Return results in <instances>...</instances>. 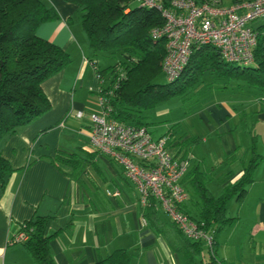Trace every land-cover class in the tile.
<instances>
[{
	"label": "crops",
	"instance_id": "0c3cea01",
	"mask_svg": "<svg viewBox=\"0 0 264 264\" xmlns=\"http://www.w3.org/2000/svg\"><path fill=\"white\" fill-rule=\"evenodd\" d=\"M46 1L60 17L41 23L37 32L73 49V56L42 83L49 109L18 125L2 143L0 153L14 169L0 191V261L36 264L22 242L8 240L25 219L50 214L54 216L45 230L52 234L49 247L57 264H89L119 247L129 251V264H184L165 237L146 218L143 221L138 189L122 166L92 146L89 111H101L97 110L100 80L91 61L95 56L86 35L70 25L77 4ZM73 36L81 50L72 45ZM208 71L223 82L206 84L200 78L197 102L185 112L195 121L190 127L178 124L181 115L157 136L148 122L145 125L155 138L169 135L167 145L174 155L188 156L190 166L208 169L207 186L215 194L241 175L253 152L258 154L246 192L226 204L225 213L233 221L218 231L217 257L218 264H264V90L244 80L231 83L229 77L234 75L220 70ZM77 109H82V116L75 115ZM57 150L78 153L83 167L75 176L51 160ZM203 245L190 264H209L208 246Z\"/></svg>",
	"mask_w": 264,
	"mask_h": 264
},
{
	"label": "trees",
	"instance_id": "16d2710c",
	"mask_svg": "<svg viewBox=\"0 0 264 264\" xmlns=\"http://www.w3.org/2000/svg\"><path fill=\"white\" fill-rule=\"evenodd\" d=\"M66 1L77 4L82 27L95 57L102 54L113 59L104 67L97 58L91 59L95 72L99 74L97 92L103 96V107L112 118L146 124L144 109L152 107L160 98L183 92L208 70L238 76L264 90V23L253 26L257 40L252 63L228 62L214 45L194 44L180 74L158 82L155 77L162 71L167 38L163 34H152L154 27L164 23L157 7L142 5L139 0ZM170 1L162 0L164 6ZM219 1L233 3L240 0ZM58 17L57 9L46 0H0V138L18 125L31 122L50 107L42 83L70 62L71 57L66 49L40 36L37 28ZM106 77L107 82L103 85L102 79ZM77 154L57 150L51 160L64 172L75 176L83 167ZM257 156L253 152L244 163L241 175L234 182L226 183L217 194L207 186L208 169L191 165L181 179L189 201H185L181 209L190 217L204 221L213 236L211 246L207 247L209 264L220 261L217 257L218 231L233 221V217L225 213L226 204L230 198H239L246 192L247 185L253 180ZM13 169L10 161L0 153V191ZM159 209V201L150 196L142 206V214L178 252L184 264L193 263L194 252L204 250L203 241L183 235L169 217L165 219L159 214ZM52 216L35 214L20 225L19 231L28 234V238L21 242L36 264H57L49 247L52 234L45 230ZM129 261V251L119 247L89 264H129Z\"/></svg>",
	"mask_w": 264,
	"mask_h": 264
},
{
	"label": "built area",
	"instance_id": "2783aa9c",
	"mask_svg": "<svg viewBox=\"0 0 264 264\" xmlns=\"http://www.w3.org/2000/svg\"><path fill=\"white\" fill-rule=\"evenodd\" d=\"M139 2L157 7L164 17V23L154 27L152 34H163L167 38L161 62V70L167 79L180 74L194 44L214 45L228 62L249 64L254 61L257 33L251 22L264 15V0L233 3L171 0L166 6L162 0ZM96 76L99 77V74L96 73ZM98 100L101 111L89 113L92 146L110 155L122 166L125 175L135 183L142 206L153 196L183 235L202 240L210 247L213 236L204 221L190 217L181 209L188 198L181 179L190 167V157L176 156L171 152L167 145L168 134L155 138L145 124L127 123L110 117L103 107L104 98L99 93ZM75 115L82 116L83 111L77 110ZM27 238L28 234L20 230L8 242H21ZM0 264L3 263L0 261Z\"/></svg>",
	"mask_w": 264,
	"mask_h": 264
},
{
	"label": "rangeland",
	"instance_id": "374dc122",
	"mask_svg": "<svg viewBox=\"0 0 264 264\" xmlns=\"http://www.w3.org/2000/svg\"><path fill=\"white\" fill-rule=\"evenodd\" d=\"M70 16L71 17L69 18V22H70V25L72 26V28L73 29H75L76 27L80 28L82 33H84V35H86V32L84 31L82 24H81V18L79 15V11L77 10L75 12H72ZM59 17H60V15H59ZM260 23H264V15L254 19L251 22V24L253 26H257ZM86 37H87V35H86ZM87 40H88V38H87ZM72 43H73L72 45H74L75 47H77L78 49L81 50L82 45L78 42L77 36L72 37ZM88 43H89V41H88ZM89 46H90V44H89ZM66 50L69 52L70 57L72 59L73 49L70 48V49H66ZM92 56L93 57L95 56V55H93V52H92ZM88 58H90V57H88ZM95 58H97L98 63L100 64L101 67H104L105 65H107L108 63H111L113 61L112 58L106 57L102 54L96 55ZM215 74H216V72L207 71L206 73H204L201 76V78L203 79L204 82H206V84L211 83V82L212 83L213 82H216V83L223 82V81H216ZM229 78H231L230 79L231 83H237L239 80L240 81L243 80L242 78L240 79V77H238V76H231ZM155 80H157L158 82H163V81L167 80V76L163 71H160L159 74H157V76L155 77ZM105 82H107V77L102 79L103 85ZM199 83H201V81L187 87L183 92H181L179 94L177 93V94L171 95V96L166 97V98H160V99L156 100V102L154 103V105L152 107H150L148 109H144L143 113L145 115H147V117H145V120H147L151 130L154 128L153 129L154 136H157V134L159 132H163V131L167 130L169 125L166 126V123L167 124L170 123V125H173V123L177 120L178 115H181V117L179 119L180 122L178 121V124L180 123V126H182V127L183 126L190 127V123L195 122V121H192V117H193L192 114H188L185 112L188 109V107L191 108L195 104V102H197V93H196L195 89ZM251 87L255 88V86H252V84H251ZM256 88L259 89L258 87H256ZM77 110H79V109H77ZM77 110H75L74 113H76ZM97 110L98 111L101 110L100 104H98ZM89 112H91V111H89ZM178 124H175V126H178ZM10 135L11 134L9 132H5L2 134V136L0 138V149L3 146L2 143H7L4 141ZM160 213L164 217L168 218V215L165 214L162 207H160ZM20 264H26V262L24 261L23 263H20Z\"/></svg>",
	"mask_w": 264,
	"mask_h": 264
}]
</instances>
